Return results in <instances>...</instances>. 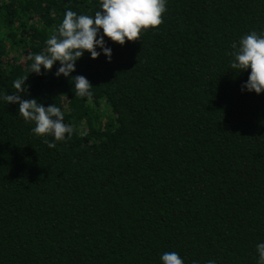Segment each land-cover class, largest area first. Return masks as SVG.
<instances>
[{"label": "trees", "instance_id": "trees-1", "mask_svg": "<svg viewBox=\"0 0 264 264\" xmlns=\"http://www.w3.org/2000/svg\"><path fill=\"white\" fill-rule=\"evenodd\" d=\"M100 0H0V97L55 104L71 139L37 136L0 99V264H257L264 243V92L241 90L232 44L264 34V0H167L164 23L32 72L67 10ZM102 32V30H101ZM85 76L92 97L75 96ZM55 143L50 148L48 143Z\"/></svg>", "mask_w": 264, "mask_h": 264}, {"label": "clouds", "instance_id": "clouds-1", "mask_svg": "<svg viewBox=\"0 0 264 264\" xmlns=\"http://www.w3.org/2000/svg\"><path fill=\"white\" fill-rule=\"evenodd\" d=\"M166 12L167 0H100V9L94 16L78 15L69 9L57 32L46 41L45 52L32 57L34 62L31 70L37 74H41L42 68L51 72L58 61L61 66L55 75L69 77L75 71L76 62L85 52H89L93 59L101 55L97 47L102 49L111 61L112 49L106 45L105 37L120 45L128 41L141 40L143 32L158 28L164 23L163 17ZM231 47L233 51L229 55L234 57L231 68L239 72L251 69L249 78L241 90L255 91L257 94L264 92V34L252 31L243 36L238 44L234 42ZM27 79L28 77L14 80L16 94L5 95L0 99L8 104L17 103L19 114L24 120L34 122L32 131L37 136L51 135L55 141L71 139L73 127L64 122V113L60 107L55 104L46 107L35 98L22 97ZM74 82L75 96L90 100L92 83L83 75L75 76ZM44 142L48 143L50 148L56 147L55 143L48 140ZM256 250L259 255L257 264H264V243H258ZM161 260L163 264H185L175 251L165 252ZM193 264L198 262L193 261ZM207 264H216V261L210 260Z\"/></svg>", "mask_w": 264, "mask_h": 264}]
</instances>
